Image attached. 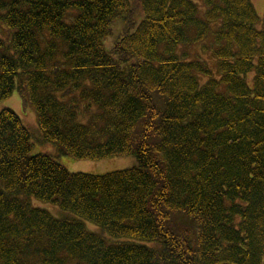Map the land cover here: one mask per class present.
<instances>
[{
  "label": "trees",
  "instance_id": "trees-1",
  "mask_svg": "<svg viewBox=\"0 0 264 264\" xmlns=\"http://www.w3.org/2000/svg\"><path fill=\"white\" fill-rule=\"evenodd\" d=\"M261 23L250 0H0V101L42 134L0 111V264H264Z\"/></svg>",
  "mask_w": 264,
  "mask_h": 264
},
{
  "label": "rangeland",
  "instance_id": "rangeland-1",
  "mask_svg": "<svg viewBox=\"0 0 264 264\" xmlns=\"http://www.w3.org/2000/svg\"><path fill=\"white\" fill-rule=\"evenodd\" d=\"M253 8L255 9L257 15L262 22L260 26L264 24V0H250ZM133 2V0H132ZM197 4H199L197 2ZM204 10L200 8V15L203 16ZM139 23V22H138ZM194 31L192 30V35ZM207 43V40L205 41ZM179 52H185L186 56L191 59L195 58L194 55H200L202 60H207L208 65H214V60L211 58L208 52L202 51V45L198 43H193L191 46H183L179 49ZM216 62V61H215ZM249 78V77H248ZM8 108L15 112L24 126L33 134L36 138H41V131L38 127L37 117L32 104L25 105L22 102L21 96L18 92H13L8 98L0 101V111ZM40 141V140H39ZM35 153H45L50 155L55 161L60 163L66 170L72 173H91V174H105L113 171H119L124 169H129L136 166V160L133 156H123V157H110L104 159H74L71 156H59L57 154V149L53 144L34 142L32 149V154ZM34 204L42 209L47 210L54 217L64 216L70 213L61 211L58 207H54L50 204H46L40 201L33 200ZM61 212V213H60ZM179 218L177 222L181 221ZM86 228L94 232V228L97 227L86 223Z\"/></svg>",
  "mask_w": 264,
  "mask_h": 264
}]
</instances>
